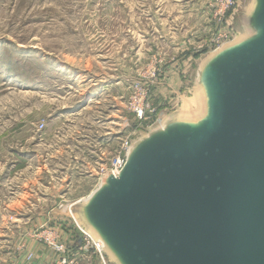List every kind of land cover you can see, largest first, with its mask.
<instances>
[{
	"label": "rangeland",
	"instance_id": "rangeland-1",
	"mask_svg": "<svg viewBox=\"0 0 264 264\" xmlns=\"http://www.w3.org/2000/svg\"><path fill=\"white\" fill-rule=\"evenodd\" d=\"M253 3L0 0V264H116L79 241L70 205L126 140L191 105L197 66L224 32V47L250 34Z\"/></svg>",
	"mask_w": 264,
	"mask_h": 264
},
{
	"label": "water",
	"instance_id": "water-1",
	"mask_svg": "<svg viewBox=\"0 0 264 264\" xmlns=\"http://www.w3.org/2000/svg\"><path fill=\"white\" fill-rule=\"evenodd\" d=\"M245 21L196 68L206 107L160 117L71 205L116 264H264V0Z\"/></svg>",
	"mask_w": 264,
	"mask_h": 264
},
{
	"label": "built area",
	"instance_id": "built-area-1",
	"mask_svg": "<svg viewBox=\"0 0 264 264\" xmlns=\"http://www.w3.org/2000/svg\"><path fill=\"white\" fill-rule=\"evenodd\" d=\"M217 4L221 7V13L222 15L227 14L231 10H234L238 6V0H217ZM234 36V32L230 30L229 32H224V34L220 35L217 39L213 41L212 47H210L211 50H215L216 48L223 45L225 42L230 41ZM138 116L140 119H146V108L143 104H139L135 108ZM155 112V109L150 110V114ZM159 118L155 119L157 121ZM153 122V123H154ZM131 141L126 140L123 147L121 148V151L119 154L113 156L111 159H109L107 162L100 165L98 169L97 179L98 182H100L101 178L105 176L108 172H117L121 171L125 164H126V155L129 150ZM82 230V241H89L92 240V237L89 236L83 229ZM96 246L98 243L94 242ZM99 248V246H97ZM100 250V248H99ZM58 264H79L76 259L69 260V258L63 256L61 258V261Z\"/></svg>",
	"mask_w": 264,
	"mask_h": 264
},
{
	"label": "bare ground",
	"instance_id": "bare-ground-1",
	"mask_svg": "<svg viewBox=\"0 0 264 264\" xmlns=\"http://www.w3.org/2000/svg\"><path fill=\"white\" fill-rule=\"evenodd\" d=\"M205 98H206V94H205V91H203V89H201V91H199L198 93H195L194 94V98H192V102H191V105L190 106H182L181 108V112L183 114H187V113H191V112H196V110L199 109V105L202 104V107L205 108ZM198 106V107H197ZM197 108V109H196ZM202 108V109H203ZM72 213V212H71ZM73 216V215H72ZM89 236H91V233L84 230ZM99 246V244L97 245ZM100 248V246H99Z\"/></svg>",
	"mask_w": 264,
	"mask_h": 264
},
{
	"label": "crops",
	"instance_id": "crops-1",
	"mask_svg": "<svg viewBox=\"0 0 264 264\" xmlns=\"http://www.w3.org/2000/svg\"><path fill=\"white\" fill-rule=\"evenodd\" d=\"M72 204H73V203H72ZM72 204H71V205H72ZM71 205H70V206H71ZM57 211H58V210L43 211L42 214L45 215V214H48V213H49V214L51 215V214H53V213H57ZM44 213H45V214H44ZM74 234L77 235V228H76V227L74 228ZM67 236H69V235H67ZM68 238H69V237H68Z\"/></svg>",
	"mask_w": 264,
	"mask_h": 264
}]
</instances>
